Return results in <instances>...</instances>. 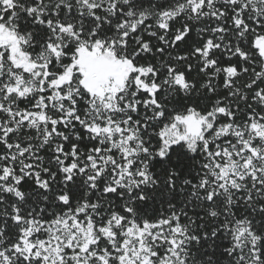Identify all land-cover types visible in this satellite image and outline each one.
Returning <instances> with one entry per match:
<instances>
[{
  "label": "snow or ice",
  "instance_id": "obj_1",
  "mask_svg": "<svg viewBox=\"0 0 264 264\" xmlns=\"http://www.w3.org/2000/svg\"><path fill=\"white\" fill-rule=\"evenodd\" d=\"M0 264H264V0H0Z\"/></svg>",
  "mask_w": 264,
  "mask_h": 264
}]
</instances>
